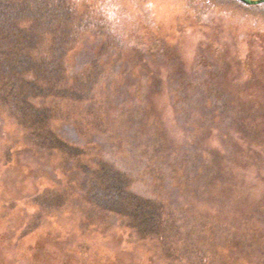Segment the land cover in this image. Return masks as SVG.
<instances>
[{"label": "rangeland", "instance_id": "1", "mask_svg": "<svg viewBox=\"0 0 264 264\" xmlns=\"http://www.w3.org/2000/svg\"><path fill=\"white\" fill-rule=\"evenodd\" d=\"M239 4L232 0H0L6 10L0 21L7 29L5 37L31 48L17 51L28 52L33 63H40V58L49 63L55 56L65 72L66 87L74 91H80L74 81L79 71L103 72L101 77L112 81L122 67L149 87H163L162 95L153 101L154 109L162 115L161 123L151 121L153 107H147V101L139 105L137 113L128 112L136 122L143 116L142 126L154 128L152 134L159 140V156L151 160L157 174L154 179H170L171 169L175 176L177 168L167 164L183 153L176 146L202 142L208 146L205 149L219 150L226 157L235 150L232 140H238L243 155L237 153V159L246 160L248 169L223 158L217 172L232 183L227 198L236 196L242 209L237 212L235 203L227 208L220 201L217 209L224 214L217 216V210L202 201L200 212L211 209L215 218L194 230L202 232L198 242L204 241L203 246L213 245L220 264H264V216L253 214L254 209H260L264 215V5ZM172 80L182 91L177 106L179 110L183 105L182 113L169 103L171 94L165 91L175 83ZM127 92L123 91L124 101ZM4 104L7 106L0 102V160L10 164L7 179L0 184V264H164L158 246L152 245L144 232L135 230L132 219L89 210L86 200L79 197L77 192L84 190L77 183L79 170L89 158L82 154L84 146L75 134L70 139L77 143L76 156L67 165L68 173L59 171L63 186H54L49 172L60 168V160L55 158L60 155L45 151L36 140L47 135L45 128L52 127L57 142L55 137L59 139L61 130L63 133L61 118L43 117L40 121L37 116L30 119L31 129H27ZM111 106L115 116L120 106L128 110L130 105L120 102ZM100 108L93 111L95 117L103 116L105 107ZM116 125L128 128L126 122L123 127L121 122ZM95 127L89 128L91 133H99ZM8 148H12L11 154ZM37 169L41 171L35 174ZM178 177L186 182L184 192L188 181L182 179L183 174ZM199 182L204 187L200 191L207 195L220 192V184L213 182L216 187L208 193L206 176L201 175ZM143 187L144 195L149 190L156 193L144 183ZM14 192L19 193V199L10 200ZM158 199L163 201L164 196ZM23 205L25 210H21ZM196 205L195 209L199 208ZM246 213L249 220L245 223ZM10 219L21 229L29 228L18 239L22 245L16 253L10 252L1 238ZM251 220L256 226L248 227ZM239 225L258 232L256 244L246 245L244 235L237 233Z\"/></svg>", "mask_w": 264, "mask_h": 264}, {"label": "trees", "instance_id": "2", "mask_svg": "<svg viewBox=\"0 0 264 264\" xmlns=\"http://www.w3.org/2000/svg\"><path fill=\"white\" fill-rule=\"evenodd\" d=\"M232 1L238 2L236 0ZM5 14L6 10H3L0 6V20H3ZM4 34H7V29L0 21V102L6 103L7 106L5 104L3 106L9 114L21 121L27 129H31L28 125L32 121L30 119L37 116L40 117V121L44 120L45 117L46 119L54 117V119L61 118L64 122L61 127L63 133L61 130L59 139L58 136L55 137L58 140L57 142L54 139L56 130H53L52 127L45 128L47 129V135H43L36 140L38 146L47 149L45 151H53L60 155V157H55L60 160V168L55 165L54 169L58 168V171L49 172L50 176L55 179V183H57H54V186H63L64 183L62 184L60 177H58L59 171L68 173L67 165L71 163L70 159L76 156L77 143L70 139L75 134L80 138L77 142L84 146L82 154H86V157L89 158L87 160L88 164L80 167V182L77 181L85 190L77 193L80 198L86 200L89 210L94 211L96 209L102 213H108V215L117 213V216L124 219H132L135 223V230L140 233L144 232L149 242L158 246V249H160L158 256L164 264H220L221 259L217 258V255L212 252L213 245L211 248H207L203 246L205 245L203 244L204 241L198 242L202 232L196 233L194 226L203 228L206 223L213 222L215 213H212L211 209L217 210V216L224 214L223 211L217 209L220 201L226 203L224 205L227 208L230 207L231 203H235L237 209L234 210L241 211L242 206L239 205L236 196H232L231 199L227 198L230 190L229 193L226 190L228 185L232 183L221 178L220 176L223 174L218 173L223 158L224 160L231 159L232 162L242 164L245 169H248L246 160L243 162L237 159V153H239L238 156L243 155L238 140H232V147L235 150H232L231 154H227L226 157L219 150L214 152L205 149L208 146L203 145L202 142L197 143L196 146L190 142H187L184 147L176 146L183 153L175 158H170V164L167 165L177 168L178 171L175 174L177 178L172 176L174 171L171 169L170 179L162 177H155L156 179H154L153 177L157 174L154 175L153 173L151 160L159 156V140L155 134H152L154 128L150 129L145 123L142 126L143 116L136 122L128 116V112L137 113L139 105L147 101L150 105L147 103L146 106L153 107L152 111L150 110L151 113L148 111L153 116L151 121L153 124L156 122L161 123L162 115L155 110L156 107L153 105V101L154 97L162 95L163 87H149L142 82L140 77H135L131 70L122 67L119 71H116L117 79L112 81L109 79L104 80L106 78L101 77L103 72L92 69L79 71L82 74H77L74 81L77 82L76 87H79L80 91H74L66 87V76L63 74L65 72L57 65L55 56H52L49 63L43 61L42 58H40V63H33L29 53H24L26 49L31 48L17 39H8ZM18 48H22L24 51L20 50L22 52L20 54L17 51ZM129 81L131 82L128 84ZM172 82L175 83L166 88L165 91L171 94L169 103L173 106L176 104L177 107L180 105L182 91H180L181 88L178 87L177 81L172 80ZM17 87H19V92ZM120 89H123L124 93L129 90L126 93V101L123 100V91L120 92ZM61 95L63 96L61 97ZM112 96L115 98L112 99ZM120 102H127L130 105L127 108L128 110L125 106H120L119 113L117 112L115 116L111 115V112L115 110L111 104L114 105ZM97 107H105L103 116L97 114V117H95L92 114ZM178 112H183V105H181V108L179 107ZM118 122L122 123V127L126 122L128 128H120L116 125ZM138 123L139 128H137ZM81 124L82 126L79 127L78 125ZM96 125L99 126L95 127ZM92 126L99 133H91L89 128ZM40 127L42 126L40 125ZM79 130L83 133L81 134ZM229 136L231 137V135ZM198 138L197 142H199ZM169 147L172 149L175 146L170 145ZM169 147L165 149L170 151ZM8 149V154H11L12 148ZM4 158L6 157L3 155ZM9 164L5 163V160H0V183L7 179ZM167 171L170 172V169ZM180 174L184 176L182 179L188 181L184 192L183 188L186 182L179 179ZM22 175L24 176L23 170ZM62 175L68 181L67 175ZM201 175L206 176V181L210 183L206 184L208 193L216 187L213 186V182L220 184L218 189L220 192L213 195L201 192L200 190L204 188L199 185ZM143 183L154 189L156 193L154 194L152 190H149L151 195L149 192L144 195ZM222 184L224 186H221ZM180 193H184L183 196ZM18 194L14 192L9 199H19ZM161 196H164V200L158 202V197ZM202 201L211 209H204L200 212L202 206L200 202ZM195 205L199 208L195 209ZM21 207V210H25L24 205ZM253 211L256 218L257 214L264 216L260 209H254ZM248 220L249 214L246 213L244 222L246 223ZM252 220L248 227L256 226L257 222L251 224ZM111 224L116 227L114 220ZM15 225H17L16 222L10 219L1 237L6 248L10 252L13 251L12 253L20 250L22 243L18 239L29 229L27 227L24 230ZM182 226L185 227V231ZM239 226L238 232L234 230L238 234L244 235L243 238L248 242L246 245L256 244L255 234H258V232H251L248 227L247 230H244L241 225ZM204 234L206 233L204 232ZM132 237L133 234L128 236L129 245L132 242Z\"/></svg>", "mask_w": 264, "mask_h": 264}, {"label": "water", "instance_id": "3", "mask_svg": "<svg viewBox=\"0 0 264 264\" xmlns=\"http://www.w3.org/2000/svg\"><path fill=\"white\" fill-rule=\"evenodd\" d=\"M247 6H259L264 4V0H237Z\"/></svg>", "mask_w": 264, "mask_h": 264}, {"label": "bare ground", "instance_id": "4", "mask_svg": "<svg viewBox=\"0 0 264 264\" xmlns=\"http://www.w3.org/2000/svg\"><path fill=\"white\" fill-rule=\"evenodd\" d=\"M237 1V0H236ZM239 2V1H238ZM43 166L41 165L39 168H42ZM36 171H38V173L41 171V169L40 170H34V173L36 174ZM1 184V183H0Z\"/></svg>", "mask_w": 264, "mask_h": 264}]
</instances>
